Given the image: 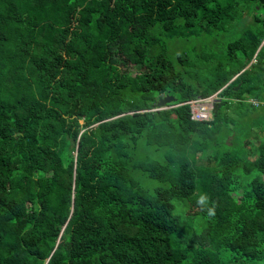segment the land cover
I'll return each mask as SVG.
<instances>
[{
    "label": "trees",
    "instance_id": "obj_1",
    "mask_svg": "<svg viewBox=\"0 0 264 264\" xmlns=\"http://www.w3.org/2000/svg\"><path fill=\"white\" fill-rule=\"evenodd\" d=\"M249 60L264 0H0V264H264Z\"/></svg>",
    "mask_w": 264,
    "mask_h": 264
},
{
    "label": "rangeland",
    "instance_id": "obj_2",
    "mask_svg": "<svg viewBox=\"0 0 264 264\" xmlns=\"http://www.w3.org/2000/svg\"><path fill=\"white\" fill-rule=\"evenodd\" d=\"M245 67H250L251 69H253L254 71H257V72H260L262 75H264V73H262L261 71H262V68L261 67H258L257 65H256V63L254 62V60L252 61V60H249V62L246 64V66ZM224 87V86H223ZM262 95L264 96V91H262ZM161 97H163V96H161ZM196 98H198V97H196ZM203 98V97H202ZM206 98V102L205 103H210V101H211V108H212V104L214 103V102H217V101H219L218 99L220 98L219 96H218V94H217V92H215V93H213L212 95H208V96H206L205 97ZM254 101V100H253ZM50 105H52V106H54V107H57V108H59V109H63V106L61 105V103H59L56 99H54V98H50ZM200 102H202L203 103V101L201 100ZM168 103V102H167ZM166 103V104H167ZM202 105V104H201ZM204 107H206V106H204ZM161 108H163V107H161ZM197 111H201L203 108H201L200 107V105H196L195 107H194ZM204 117L205 118H203L202 120H210L211 119V109H210V111L209 110H207V109H205V112H204ZM200 146H201V143H196V147L197 148H200ZM195 197L196 196H194V194H191L190 193V195L187 197V202L190 204V212H192L193 210H192V206L191 205H193L194 204V199H195ZM195 224V226L197 227V224L196 223H194Z\"/></svg>",
    "mask_w": 264,
    "mask_h": 264
},
{
    "label": "built area",
    "instance_id": "obj_3",
    "mask_svg": "<svg viewBox=\"0 0 264 264\" xmlns=\"http://www.w3.org/2000/svg\"><path fill=\"white\" fill-rule=\"evenodd\" d=\"M203 101L200 102V101ZM207 100L205 97H198V98H195V99H191V100H188V105H189V109H190V117L192 119H195V120H200V119H203L205 118L204 117V112H205V109L209 110L211 109V101L210 103H205ZM202 104V105H201ZM196 105H200L201 108H203L201 111H197L194 107ZM206 106V107H204Z\"/></svg>",
    "mask_w": 264,
    "mask_h": 264
},
{
    "label": "clouds",
    "instance_id": "obj_4",
    "mask_svg": "<svg viewBox=\"0 0 264 264\" xmlns=\"http://www.w3.org/2000/svg\"><path fill=\"white\" fill-rule=\"evenodd\" d=\"M212 95V94H211ZM188 100H186V101H180V102H178V103H176L175 105H181V104H185V105H188V102H187ZM156 103V102H155ZM161 107H163V108H161ZM168 107H171V106H167V105H161V106H155L153 109H156V110H160V109H166V108H168ZM188 109H189V105H188ZM189 114H190V109H189ZM189 117H190V115H189ZM190 119L191 120H195V119H192L191 117H190ZM200 120H202V119H200ZM195 121H199V120H195Z\"/></svg>",
    "mask_w": 264,
    "mask_h": 264
},
{
    "label": "water",
    "instance_id": "obj_5",
    "mask_svg": "<svg viewBox=\"0 0 264 264\" xmlns=\"http://www.w3.org/2000/svg\"><path fill=\"white\" fill-rule=\"evenodd\" d=\"M171 100H173V97L170 95H166V96H163L162 98L157 99L155 105L161 106V105H164L165 103H167Z\"/></svg>",
    "mask_w": 264,
    "mask_h": 264
}]
</instances>
